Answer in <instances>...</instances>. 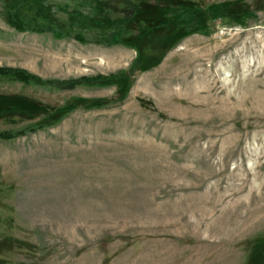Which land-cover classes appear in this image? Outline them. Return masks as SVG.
I'll use <instances>...</instances> for the list:
<instances>
[{"label": "rangeland", "instance_id": "1", "mask_svg": "<svg viewBox=\"0 0 264 264\" xmlns=\"http://www.w3.org/2000/svg\"><path fill=\"white\" fill-rule=\"evenodd\" d=\"M16 1L0 264H264V0H44L61 36Z\"/></svg>", "mask_w": 264, "mask_h": 264}, {"label": "trees", "instance_id": "2", "mask_svg": "<svg viewBox=\"0 0 264 264\" xmlns=\"http://www.w3.org/2000/svg\"><path fill=\"white\" fill-rule=\"evenodd\" d=\"M32 3V6H29ZM28 8L24 9V5ZM51 5L45 4L44 0H18L15 3H12L7 7L8 9V17L9 22L15 26L18 30H28L34 32H44V31H53L57 36H61L62 33L60 31L55 30L52 27L51 23H43L42 19L48 20L52 22L51 18V11L49 10ZM75 16L72 17L74 22L77 23L79 26H84L88 21V17L85 16L83 18L80 12H74ZM54 20V18H53ZM85 20V21H84ZM18 21V22H17ZM62 23V22H61ZM0 67V74L1 75H13L17 79L23 80L25 82L35 81L37 83L40 82L39 78L36 75L30 74L27 70L22 69H11ZM124 75V74H123ZM114 74L103 75L99 74L97 76H82L77 79L68 80V84L70 87H73L76 84H96V85H103V84H111V82L116 81ZM125 77V75H124ZM34 78V79H32ZM126 78V77H125ZM124 84V81H122ZM95 101V100H94ZM93 102V101H92ZM97 105V102L93 103ZM66 110V109H65ZM60 112V111H59ZM64 110L58 114V119L64 114ZM21 131H0V137L4 139H11L15 136L22 134Z\"/></svg>", "mask_w": 264, "mask_h": 264}]
</instances>
